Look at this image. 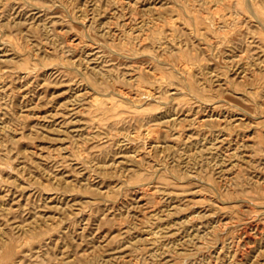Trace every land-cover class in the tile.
Masks as SVG:
<instances>
[{"label":"rangeland","instance_id":"obj_1","mask_svg":"<svg viewBox=\"0 0 264 264\" xmlns=\"http://www.w3.org/2000/svg\"><path fill=\"white\" fill-rule=\"evenodd\" d=\"M0 264H264V0H0Z\"/></svg>","mask_w":264,"mask_h":264},{"label":"bare ground","instance_id":"obj_2","mask_svg":"<svg viewBox=\"0 0 264 264\" xmlns=\"http://www.w3.org/2000/svg\"><path fill=\"white\" fill-rule=\"evenodd\" d=\"M252 5V4H251ZM124 95V94H123ZM158 102V101H157ZM147 137V136H146ZM154 146V145H153ZM229 179V178H228ZM144 192V191H143ZM154 216V215H153ZM146 237V236H145ZM246 242V241H245ZM248 247V246H247ZM247 256V255H246ZM255 256V255H254Z\"/></svg>","mask_w":264,"mask_h":264}]
</instances>
